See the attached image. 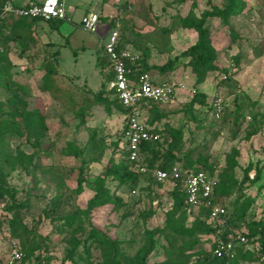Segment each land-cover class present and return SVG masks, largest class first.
Here are the masks:
<instances>
[{
  "label": "rangeland",
  "instance_id": "obj_1",
  "mask_svg": "<svg viewBox=\"0 0 264 264\" xmlns=\"http://www.w3.org/2000/svg\"><path fill=\"white\" fill-rule=\"evenodd\" d=\"M79 1L66 0V9L72 22H64L58 32L50 31L44 22H40L44 25L39 24L34 28L36 42L25 52H21L14 43L9 46L13 78L28 89L31 104L45 116L47 131L37 148H31L19 140L10 142L9 149L14 160L8 165L9 176L0 183L13 192L17 201L25 198L31 201L33 208L30 214H23V222L28 228L36 226L37 235L49 239L46 250L34 252V255L43 258L41 264H82L79 257L82 256L84 236L75 235V239L81 244L72 258L73 263L65 260L69 247L68 238L64 236V232H56L55 227L50 226L42 211L46 209L51 197L56 194L68 195L70 189L76 187L75 180L79 172H83L89 182L75 196L70 207H82L83 202L92 195V181L100 174L109 158L118 160L124 149L123 113L111 108V113L107 115L102 106L92 103L93 94L109 85L104 83L108 63L105 59L101 63L98 60L102 56L100 23L96 33H88L80 27L84 7L78 6ZM82 1L95 9L101 5H109L104 6V12L111 14L109 19L119 15L126 2L130 9L118 16L121 20L118 23L119 27H125L123 32L129 41L128 48L136 52V46L149 47L148 62L158 66L179 55L196 40L193 31L178 26L180 17H185L190 12L199 14L208 9V2L217 6L222 4V0H145L144 3L150 5L151 11L159 15L152 26L137 17L135 0ZM242 1L245 6L241 13L229 21L236 33L234 40L230 30L222 26L218 19H209L207 22L211 43L216 51L215 62L227 71L226 74L208 73L205 81L198 86V90L207 96L208 105L194 106L190 110L191 116L187 112L186 103L191 95L189 91L192 90V76L182 65L186 60L180 58L178 66L165 72L161 80L183 85L185 89L178 91L168 103L163 104L162 111L167 114V118L157 124V129H162V123L166 122L182 130L184 151L190 153L192 162L197 157L194 154L195 148L204 147L199 153L205 155L209 162L215 163L213 176L224 173L226 156L232 149L237 150V167L233 172L237 179L241 177V169L248 162L259 161L264 164V4L263 0ZM73 4L77 6L74 7ZM162 27L169 28L170 33L162 34ZM106 39L107 37L104 41ZM236 56L238 63L234 61ZM48 59H51L55 69L51 92L38 88L43 75L41 63ZM151 76L155 79L156 72L151 73ZM3 99L4 94L0 90V100ZM218 100L223 112L219 120L213 118L209 108V105ZM248 100L253 103L252 106L248 104ZM252 113L257 114L255 123L249 118ZM223 116L226 118L225 122H222ZM144 118L146 119V115ZM233 118L239 123L235 138L232 137L235 127L231 125ZM251 128L256 129V135L250 137L248 131ZM69 142L82 150V156L62 153ZM257 186L258 184L254 185L246 192L255 199L251 213L256 217H264V190L257 191ZM111 188L114 189V186L111 185ZM171 188L169 183L155 186L145 182H141L135 192L121 187L117 193L123 199L122 208L111 214H107L108 209H105L100 215L92 217L93 223L96 221L97 224H94L108 237L116 238L125 258L132 259L144 244V229L162 226L164 212L169 204L168 191ZM237 195L238 192L233 191L230 198L223 200L224 204L228 205ZM4 204V200L0 199V214L4 212ZM150 208L154 213L142 224L140 214ZM198 215L200 207H192L185 223L188 224ZM13 242L15 241L9 237L7 223L3 222L0 227V256L8 254ZM208 245H199V248L207 249ZM152 259H162V252L158 250ZM22 264H35V261L31 259Z\"/></svg>",
  "mask_w": 264,
  "mask_h": 264
},
{
  "label": "trees",
  "instance_id": "obj_2",
  "mask_svg": "<svg viewBox=\"0 0 264 264\" xmlns=\"http://www.w3.org/2000/svg\"><path fill=\"white\" fill-rule=\"evenodd\" d=\"M6 1L11 0H0V3ZM144 1L135 0L136 7H138V11L135 13L148 25L154 26V21L158 20L159 15L153 13L150 5L145 4ZM207 5L208 9H204L199 14L190 12L187 16L178 19L177 23L180 28L191 30L196 34L195 42L181 51L179 55L168 59L164 65L158 66L148 62L150 58L149 47L136 46L138 58L134 62H125L126 67L130 70L131 78H135L141 73L151 75V73L156 72L155 77L157 79L152 80L158 84L166 82L161 80L162 75L177 67V61L180 58L185 59L186 61L182 65L190 71L192 76L191 89L193 93L186 103L187 112L190 116V110L194 106L208 105L207 96L198 90V86L205 81L207 74L211 72L227 73L226 69H221L215 62L216 51L211 43L207 22L209 19H218L222 26L230 30L234 40L236 33L229 21L241 13L245 6L242 0H222L220 6L211 2H208ZM121 8V13L116 17L110 19L100 17V20L105 21L107 19L110 27H114L115 23L120 20L118 16H122V12L130 9L126 2ZM39 22H44L50 31L58 32L64 21L19 17L0 22V90L4 94V99L0 100V181H4L9 176L8 165L14 160L9 149L12 140H19L31 148H37L46 136L45 116L31 104L28 89L13 78V65L9 57L10 43L16 44L21 52H25L31 47V44L36 42L34 40V28ZM124 28L123 26L118 27L117 49H122L129 43L124 36ZM160 31L165 35L170 33L169 28L166 27H162ZM100 51L102 56L98 59L99 62L101 63L105 59L108 63L106 56L103 55L102 46H100ZM54 54H57V51H54ZM50 60L41 63L43 75L38 87L41 91L51 92L52 90L55 69ZM234 61L238 63L237 56ZM107 72V79L104 83L109 84L113 80V74L109 70ZM92 103L102 106L107 115L111 113V108L124 114V110L117 98L113 96V92L105 89L104 86L100 91L93 94ZM248 104L253 105L249 100ZM162 108L163 104L150 103L149 108L145 111L148 131L157 133L159 139L142 141L139 145L141 164L147 169L169 170L176 166L181 171V176L175 185L170 184L172 188L168 191L169 204L164 212L162 226L144 229L145 241L143 246L139 248L136 257L127 259L118 247V240L104 234L102 229L96 225V221L94 222L96 224L93 223L92 217L100 215L105 209H108L107 214H111L122 208L124 202L117 193L119 188L125 187L135 192L141 182H145L147 185H163L156 183L148 175L140 174L134 165L129 163L128 153L123 149L119 154V159L109 158L100 174L92 181V195L83 202L82 207L75 209L70 207L75 196L81 193L83 186L89 182L84 173L79 172L75 180L76 187L70 189L68 195L56 194L51 197L46 209L42 211L50 226L55 227L56 232H64V236L68 238L69 247L65 260L73 263L72 258L81 244L79 240L75 239V235L80 234L84 236L82 256L79 257L82 264H260L258 254H264V217H256L251 213V206L255 199L250 197L246 191L256 184H258L257 191L264 190V164H260L259 161L248 162L241 169V177L237 179L233 176V172L237 167L238 152L232 149L225 158L224 173L220 176H213L215 163L209 162L205 155L199 153L204 147L195 148L194 154L197 157L192 162L190 153L184 151L181 129L174 128L166 122L162 123V129H157V124L167 118V114L162 111ZM209 108L212 110L213 118H215L214 102L211 106L209 105ZM221 113L223 112L221 104H219L218 118L215 119L219 120ZM249 118L252 123H255L257 114L252 113ZM225 119L223 116L222 122H225ZM80 123L83 122L80 120ZM231 125H235L232 131V137L235 138L239 125L236 118L232 119ZM124 128L125 124L122 131ZM254 135H256V129L251 128L248 131V136ZM62 153L77 157L82 156V150L71 142L67 143ZM200 170L206 172L216 183L210 198L211 205L223 207L226 213L220 221H214L209 218L210 207L200 204L198 205L200 215L193 217L186 224L185 221L191 208L186 203L184 172ZM261 181L262 183H260ZM111 185L114 186V189L111 188ZM233 191H237L238 195L228 205L224 204L223 200L230 198ZM0 199L5 202L3 205L4 212L0 214V227L3 222L7 223L9 237L18 244L22 255L20 260L14 264H22L31 259L35 261V264H41L43 258L40 255H34V252L46 250L49 239L37 235L36 226L28 228L23 222V214H30L31 208H33L31 201L27 198L17 201L13 192L3 187L1 183ZM153 213L154 210L151 208L141 213V223L144 224ZM56 223L59 225L56 226ZM229 232L242 233L247 238V243L235 247V257L230 261L212 254L216 241L225 239ZM206 243L209 244L207 249L199 248V245ZM254 243L257 244V249L252 248ZM158 250L162 252V259L155 261L152 256Z\"/></svg>",
  "mask_w": 264,
  "mask_h": 264
},
{
  "label": "built area",
  "instance_id": "obj_3",
  "mask_svg": "<svg viewBox=\"0 0 264 264\" xmlns=\"http://www.w3.org/2000/svg\"><path fill=\"white\" fill-rule=\"evenodd\" d=\"M19 17L68 20L65 7L59 0L30 2L25 6H14L9 1L0 3V22ZM79 24L84 31L96 33L99 24L98 15L94 13L85 14L81 17ZM118 27L119 23L116 22L115 26L110 29L107 39L102 43V48L113 74V80L109 83L108 89L113 92V96L117 98L124 110L125 128L122 133L124 149L128 153V161L134 165L140 174L148 175L156 183L175 185L181 176L179 168L174 166L169 170L147 169L141 164L139 145L142 141L159 139L157 133L148 131L144 118L150 103H168L178 91H182L185 87L168 82L155 84L148 73H141L135 78H131L130 70L126 67L125 62H134L138 56L129 49H117ZM192 93L193 91L190 90L189 94ZM219 104L220 100L214 102L215 118H218ZM215 184V181L204 171L184 172L187 205L190 208L200 204L209 206L210 217L218 220L225 215L226 210L218 205H211L210 198ZM245 243H247L245 235L229 232L225 239L216 241L212 254L230 261L235 257V247ZM252 248L257 249V244L254 243ZM21 256L18 244L13 242L8 254L0 259V264H14L20 260ZM258 261L260 264H264V254H258Z\"/></svg>",
  "mask_w": 264,
  "mask_h": 264
},
{
  "label": "crops",
  "instance_id": "obj_4",
  "mask_svg": "<svg viewBox=\"0 0 264 264\" xmlns=\"http://www.w3.org/2000/svg\"><path fill=\"white\" fill-rule=\"evenodd\" d=\"M42 0H11V1H9L10 3H12L14 6H25V5H27L28 3H30V2H35V3H38V2H41ZM63 5H64V7H65V10H66V12H67V15H68V20L67 21H64V22H72V20H71V15H70V13L68 12V10L66 9V5H65V3H66V0H59ZM78 4V3H77ZM82 6L83 5V7H84V9H83V12H82V14H81V17L83 16V15H85V14H89V13H94V14H97L98 15V18H99V20H100V17H106V18H108L109 19V17H111V14H107V13H105L104 12V6H109V5H101V6H98V9H95V8H92L91 6H88L87 5V3L86 2H83L82 0H80L79 1V4H78V6ZM72 6H74V7H76L77 5L76 4H73ZM81 19V18H80ZM63 22V23H64ZM100 30L102 31V34H101V36H100V38L102 39V41H101V45L100 46H102V43L104 42V38L105 37H107V35H108V33H109V31H110V29L111 28H113V27H110V25H109V22H108V20L106 19L105 21H101L100 20ZM39 24H41V25H44V24H42V23H36V25L35 26H39ZM62 26V25H61ZM61 26L59 27V29L61 28ZM39 28V27H38ZM124 48H126V49H129L128 48V45H126ZM123 49V48H122ZM130 50V49H129ZM134 52V51H133ZM136 53V52H135ZM137 54V53H136ZM104 55V54H103ZM150 61V60H149ZM108 70L109 71H111L110 70V68H109V64H108ZM151 76V75H150ZM151 78L154 80V78L151 76ZM106 89H108V87H106ZM123 117H124V114H123ZM5 256H0V259L1 258H4Z\"/></svg>",
  "mask_w": 264,
  "mask_h": 264
}]
</instances>
